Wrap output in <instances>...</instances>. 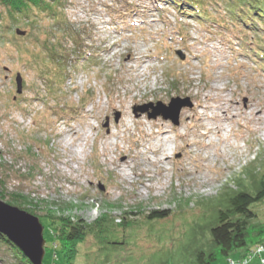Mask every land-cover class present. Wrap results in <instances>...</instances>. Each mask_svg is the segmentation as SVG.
I'll return each instance as SVG.
<instances>
[{"label":"rangeland","instance_id":"rangeland-1","mask_svg":"<svg viewBox=\"0 0 264 264\" xmlns=\"http://www.w3.org/2000/svg\"><path fill=\"white\" fill-rule=\"evenodd\" d=\"M61 1L25 13L0 3L4 188L28 195L38 216L51 209L86 223L106 219V232L86 235L69 259L42 219L43 264H189L190 228L206 241L226 187L248 182L251 163L263 166L264 23L234 27L224 0H209L208 19L165 0H135L136 13L120 0ZM172 96L194 105L177 125L133 113L134 105ZM29 148L39 166L26 178ZM156 210L169 214L148 218ZM252 210L264 222V201ZM123 219L128 226L118 225ZM244 250L210 264H240ZM20 257L0 240L3 263Z\"/></svg>","mask_w":264,"mask_h":264},{"label":"trees","instance_id":"trees-1","mask_svg":"<svg viewBox=\"0 0 264 264\" xmlns=\"http://www.w3.org/2000/svg\"><path fill=\"white\" fill-rule=\"evenodd\" d=\"M179 13L193 16L198 19H208L210 16L206 4H212L211 1L206 0H165ZM216 4L223 5V0H212ZM227 14L230 16V21L234 27H240L241 30L245 28H259L256 23H264V0H224ZM0 3L8 8L9 11L25 13L30 7H40L44 10H54L55 5L58 6L62 3L61 0H0ZM205 3V4H204ZM122 8H128L129 11L136 13L138 11V3L135 0H120ZM124 17V12L117 11ZM55 14V13H54ZM254 21H256L254 23ZM221 25V24H220ZM262 29V28H259ZM263 41V40H262ZM30 155V166L24 177L34 176L38 168V155L37 151L29 148L27 151ZM3 168V164L0 163ZM249 181L245 182L242 177H239L238 184L235 188L226 187L225 195L221 201L223 204L217 210V216L214 221L210 223L208 228V235L210 237L206 241H199V231L196 227L190 228L188 234V244L191 242V259L189 264H210L218 257L232 253L236 249L244 248L250 249L257 243L264 240V222L256 220V213L252 210L253 205L264 201V162L262 167H257L254 163L247 168ZM6 175L0 176V199L7 201L10 204L17 205L21 209H27L32 214L38 213L37 204H33L31 198L26 194L20 192H13L11 194L6 192L4 182ZM168 211H155L148 215V218L155 217L166 218ZM42 219L49 221V230L53 234L56 241H59L62 252L66 253L69 259L77 254L76 245L88 234H101L106 232V219H97L90 223L84 222L82 218L74 219L71 216H65L63 212L57 213L55 210L47 209L46 213L39 216ZM131 220L123 219L118 224L121 227L128 226ZM104 222V223H103ZM103 224V225H102ZM106 236V235H105ZM0 240L6 241L20 253L21 257L15 264H31L27 257L14 246L6 236L0 234ZM112 247L117 243H121L115 239H107ZM58 247L57 242H55ZM189 246V247H190ZM186 248V247H185Z\"/></svg>","mask_w":264,"mask_h":264},{"label":"water","instance_id":"water-1","mask_svg":"<svg viewBox=\"0 0 264 264\" xmlns=\"http://www.w3.org/2000/svg\"><path fill=\"white\" fill-rule=\"evenodd\" d=\"M16 34L24 35L25 31L17 28ZM180 58L184 55L179 51ZM16 92H22L23 79L21 73H17ZM15 98V97H14ZM190 97L172 96L168 103L163 101L143 103L133 106L135 116L146 113L147 117L156 118L161 116L169 119L172 124H179L180 112L184 107H193ZM151 109V111L149 110ZM119 113L116 114L115 120L118 121ZM107 126V123L105 124ZM103 189V186H101ZM0 234L6 236L10 243L19 249L31 264H43L42 260L45 256V238L43 231V223L38 215H34L27 209H21L17 205H12L7 201L0 199Z\"/></svg>","mask_w":264,"mask_h":264},{"label":"built area","instance_id":"built-area-1","mask_svg":"<svg viewBox=\"0 0 264 264\" xmlns=\"http://www.w3.org/2000/svg\"><path fill=\"white\" fill-rule=\"evenodd\" d=\"M56 244H54V247ZM258 258L260 264H264V240L257 243L255 246L251 247L250 249H247L242 254V257L238 260L240 264H246L252 261L253 259ZM230 264H234L235 260L230 259ZM0 264H7L3 263L0 260Z\"/></svg>","mask_w":264,"mask_h":264},{"label":"bare ground","instance_id":"bare-ground-1","mask_svg":"<svg viewBox=\"0 0 264 264\" xmlns=\"http://www.w3.org/2000/svg\"><path fill=\"white\" fill-rule=\"evenodd\" d=\"M220 109H221V108H220ZM223 114H225V115L227 116V109H226V108L223 109ZM163 149H164L165 151H170V149H169V145H166Z\"/></svg>","mask_w":264,"mask_h":264},{"label":"crops","instance_id":"crops-1","mask_svg":"<svg viewBox=\"0 0 264 264\" xmlns=\"http://www.w3.org/2000/svg\"><path fill=\"white\" fill-rule=\"evenodd\" d=\"M244 251H245V250H244ZM244 251H243V253H244ZM243 253H242V254H243Z\"/></svg>","mask_w":264,"mask_h":264}]
</instances>
